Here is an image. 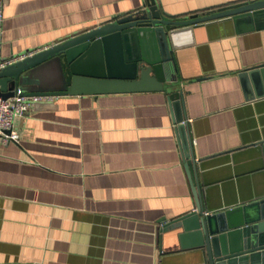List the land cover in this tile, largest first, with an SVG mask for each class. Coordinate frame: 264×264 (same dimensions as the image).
Segmentation results:
<instances>
[{
  "label": "crops",
  "instance_id": "crops-1",
  "mask_svg": "<svg viewBox=\"0 0 264 264\" xmlns=\"http://www.w3.org/2000/svg\"><path fill=\"white\" fill-rule=\"evenodd\" d=\"M245 0H156L181 19ZM148 0H0V55L48 48L146 8ZM256 29L174 52L183 114L166 92L56 96L0 136V264H208L163 237L196 208L180 131L185 118L207 211L264 197V97L240 73L264 64ZM190 152V150H189Z\"/></svg>",
  "mask_w": 264,
  "mask_h": 264
},
{
  "label": "water",
  "instance_id": "water-1",
  "mask_svg": "<svg viewBox=\"0 0 264 264\" xmlns=\"http://www.w3.org/2000/svg\"><path fill=\"white\" fill-rule=\"evenodd\" d=\"M261 16L264 0H245L185 19L148 0L143 10L6 64L0 71V96L166 92L173 110L184 115L175 50L254 30ZM240 78L247 100L264 97V64L241 72ZM178 122L180 131L186 130L182 147L196 208L176 220H164L163 237L173 236L182 249L202 248L208 264H264V197L236 209L207 211L188 124L185 118ZM258 145L264 154V140Z\"/></svg>",
  "mask_w": 264,
  "mask_h": 264
},
{
  "label": "built area",
  "instance_id": "built-area-1",
  "mask_svg": "<svg viewBox=\"0 0 264 264\" xmlns=\"http://www.w3.org/2000/svg\"><path fill=\"white\" fill-rule=\"evenodd\" d=\"M3 12L0 5V39L2 35ZM44 49V48H43ZM41 49L31 50L28 53L19 54L16 58L3 61L0 55V71L2 68L13 61L24 59L28 55H32ZM56 96H26L20 93L4 99L0 96V136H2L4 143L19 142L20 133L15 127V121L28 113L39 102H51Z\"/></svg>",
  "mask_w": 264,
  "mask_h": 264
}]
</instances>
